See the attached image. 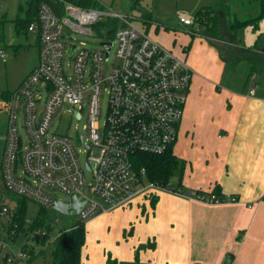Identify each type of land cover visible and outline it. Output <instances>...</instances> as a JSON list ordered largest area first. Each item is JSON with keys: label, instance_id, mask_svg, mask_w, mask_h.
Returning a JSON list of instances; mask_svg holds the SVG:
<instances>
[{"label": "built area", "instance_id": "built-area-1", "mask_svg": "<svg viewBox=\"0 0 264 264\" xmlns=\"http://www.w3.org/2000/svg\"><path fill=\"white\" fill-rule=\"evenodd\" d=\"M109 19L116 21L114 28L92 30ZM131 19L102 5L82 8L66 2L62 15L46 3L39 5L37 20L28 26L38 42L37 65L9 98H0V111L7 116L0 159V201L4 204L0 216L7 219L2 222L0 218V230L12 237L24 236L17 249L12 240L0 236V264H29V249L22 245H31L29 241L37 235L52 236V231L41 228L21 233L16 223L8 233L4 192L50 211L56 192L69 200L73 195L78 210L72 217L83 223L113 210L149 204L159 190L181 193L149 181L145 168L134 165V156L162 155L174 143L193 70ZM180 22L190 24L184 18ZM94 33L100 36L98 48L73 36ZM103 92L107 109L100 131ZM60 109L78 120L85 117V138L50 132ZM18 116L25 141L15 125ZM79 146L84 148V159ZM193 197L208 204L238 201L235 196L203 193ZM67 208L75 210L70 201ZM30 223L27 219L26 224Z\"/></svg>", "mask_w": 264, "mask_h": 264}, {"label": "crops", "instance_id": "crops-1", "mask_svg": "<svg viewBox=\"0 0 264 264\" xmlns=\"http://www.w3.org/2000/svg\"><path fill=\"white\" fill-rule=\"evenodd\" d=\"M183 1L196 12L219 3ZM237 1L248 0L222 3ZM195 36L186 37L176 52L193 70L172 146L180 161L181 193L164 190L151 206L113 210L121 220L118 243L83 263L81 257V264H104L107 254L117 264H264V86L257 87L253 76L224 77L230 65L249 61L237 54L223 57L214 43ZM2 92L11 91L0 97ZM3 145L4 135L1 155ZM214 187L219 196L238 201L208 204L193 197L211 194Z\"/></svg>", "mask_w": 264, "mask_h": 264}, {"label": "rangeland", "instance_id": "rangeland-1", "mask_svg": "<svg viewBox=\"0 0 264 264\" xmlns=\"http://www.w3.org/2000/svg\"><path fill=\"white\" fill-rule=\"evenodd\" d=\"M29 0H0V20L2 22L1 32L3 34V42L1 44L0 53V92L1 91H13L19 84L20 80L32 69L38 62V45L36 44L35 37L31 33L25 35L23 32L17 34L14 29L13 20L16 17L23 18L25 16L27 4ZM104 8H110L113 11L127 17L132 18V23L141 29H145L148 36L156 38L158 42H165L167 45H160L171 50V52L180 58V54L177 55V51L181 52V45L184 43L186 37L193 38L195 35L204 36L207 38L209 45L214 43L218 50V53L223 57H234L238 55H248L255 59L258 65V70L253 74L249 73L251 64L245 60L237 61V65L232 68L227 67V71L224 70L223 75L226 77L244 76L250 78L257 84V87L264 86V19L260 20L258 29L253 30L251 27H245L237 30L235 33L229 31L227 28L228 21L237 17L240 20L255 17L259 14V4L254 0H248L245 2L237 1L230 3L229 11L226 12L223 8L224 0H219L218 6L216 7V17L218 20L219 35L213 36L206 33L203 30H198L197 23L194 22L196 11L187 6L183 0H96ZM187 2V0H185ZM208 3V2H207ZM210 3V2H209ZM222 4V5H220ZM206 5V4H205ZM180 18L188 19L189 25H185L180 22ZM155 25L158 26V30H152ZM147 29V30H146ZM192 34V35H191ZM195 34V35H194ZM74 38L78 41L85 42L86 46L98 48L100 37L97 33L93 36L74 34ZM154 40V41H155ZM156 41V42H157ZM212 43H211V42ZM157 42V43H158ZM242 48H239V47ZM254 46L256 48H254ZM247 48L246 50L243 48ZM219 48V49H218ZM177 52V53H176ZM113 52H111V58ZM184 59V57H182ZM262 72V73H261ZM1 93L3 99L9 98L7 93ZM4 95V96H3ZM45 96L43 91L42 97ZM0 97V98H1ZM42 99L38 102L37 108L40 109L42 106ZM107 109V95L102 93L100 97V113L98 117L99 130L102 131L105 122V114ZM6 113L0 111V157L2 149V137L6 129ZM86 124L85 117L76 119L71 117L67 112H63V109L59 110L57 116L52 121L50 132L72 134V135H83L85 136L84 125ZM18 133L21 134L25 141V133L22 128V120L18 116L15 121ZM79 145L78 142H75ZM81 158L84 159L85 153L84 148L80 147ZM179 172L175 171L168 179V185L171 188H176L178 185ZM163 190L157 191L156 194ZM5 193V204L9 205L11 210L14 205L10 202V197ZM72 197V196H71ZM70 197V198H71ZM156 197V195H155ZM155 197L153 199H155ZM55 200L51 203L50 211L51 217L57 219V222L53 223L52 238L58 233V231L74 222L72 214H65L61 212L57 206L62 203L69 202V197L63 193L56 192L54 194ZM152 199V200H153ZM149 201L146 206H151L153 201ZM38 206L32 201L27 203L26 217L31 220L37 213ZM74 213L75 210L72 208L68 209ZM118 210V209H117ZM122 210V209H119ZM111 212L104 215H100L88 220L85 223V243L81 249L82 263L85 257H89L90 254L93 256L102 255L103 252H109L119 240V223L120 218L117 216L113 217ZM1 221L7 219V217L0 216ZM1 225V222H0ZM22 233V232H21ZM16 237H12L8 234L3 233L0 230V236L6 238L5 241H13L12 247L17 249L24 242V236L20 233L15 234ZM2 237V240H3ZM51 238V239H52ZM12 240V241H11ZM4 241V240H3ZM29 244H33L29 241ZM34 251H38L39 246L34 243ZM45 254L37 256L32 264H47L50 262V246L43 247Z\"/></svg>", "mask_w": 264, "mask_h": 264}, {"label": "trees", "instance_id": "trees-1", "mask_svg": "<svg viewBox=\"0 0 264 264\" xmlns=\"http://www.w3.org/2000/svg\"><path fill=\"white\" fill-rule=\"evenodd\" d=\"M259 3V14L255 17L240 20L237 17L230 19L228 21L227 29L231 32H236L239 29L245 27H251L253 30L258 29V24L260 20L264 19V0H256ZM71 3L82 8H95L101 7V5L96 0H29L23 18L16 17L13 20L14 29L17 34L23 32L27 35L28 26L37 20L38 8L41 3H46L50 6L57 15H62L64 12V3ZM223 9L228 12L229 6L223 5ZM216 7L210 5L208 7L202 8L195 13L194 22L197 23L198 30H203L208 34L213 36L219 35L218 20L216 17ZM2 22L0 20V49L3 42V34L1 32ZM116 25L115 20H105L99 22L92 26V30H103L107 26ZM38 45V42L36 41ZM254 48H256L254 46ZM238 55V54H237ZM241 58L246 59L251 64L249 73L253 74L260 72L258 70V65L255 59L248 55H239ZM239 57V58H240ZM264 73V71H262ZM261 72V73H262ZM4 94V93H3ZM9 92H7V95ZM6 95V94H4ZM3 95V96H4ZM172 146L162 155H151V154H136L134 156V165L136 167H144L146 170V177L149 181H153L162 185H168V179L173 174V172L178 171L180 173V161L176 155L172 152ZM180 176V175H179ZM178 177V183L179 182ZM180 184L173 190H177ZM171 188V187H170ZM211 194L219 196L218 189L213 188ZM10 197V202L13 203L14 207L11 208L8 205V215L10 219L8 233L13 227V223L17 224L19 232H26L32 229H44L52 231L54 218L50 215V210L39 207L36 215L31 219L30 224H26V212L27 203L29 200L21 197H17L12 194H7ZM1 200V198H0ZM153 202L155 199L152 200ZM152 202V204H153ZM4 204H1L0 209ZM6 205V204H5ZM72 216V215H71ZM14 238L16 236H13ZM34 236L31 239L32 245L24 244L22 248L29 249L30 259L29 264L37 258L39 255H44L45 252L43 247L50 246V262L47 264H81V249L85 243V223L74 221L69 225L61 228L56 235L53 236ZM28 239V238H27ZM26 239V241H27ZM26 243V242H25ZM34 243L39 246L38 251H34ZM104 264H117L115 258H112L110 254L106 255Z\"/></svg>", "mask_w": 264, "mask_h": 264}, {"label": "water", "instance_id": "water-1", "mask_svg": "<svg viewBox=\"0 0 264 264\" xmlns=\"http://www.w3.org/2000/svg\"><path fill=\"white\" fill-rule=\"evenodd\" d=\"M74 198L75 197L72 195V197L70 198L71 199L70 202H71V205L74 206V208H75V211H74V214H75L78 210V202H76ZM68 204H69V202L62 203L61 205L57 206V208L65 214H69V215L72 214L73 215L71 210H68V208H67Z\"/></svg>", "mask_w": 264, "mask_h": 264}]
</instances>
